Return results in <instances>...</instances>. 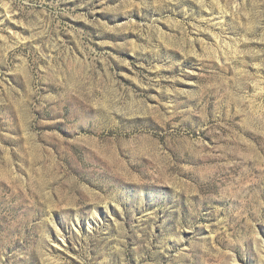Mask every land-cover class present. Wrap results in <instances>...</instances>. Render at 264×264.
Masks as SVG:
<instances>
[{
    "label": "rangeland",
    "instance_id": "obj_1",
    "mask_svg": "<svg viewBox=\"0 0 264 264\" xmlns=\"http://www.w3.org/2000/svg\"><path fill=\"white\" fill-rule=\"evenodd\" d=\"M0 264H264V0H0Z\"/></svg>",
    "mask_w": 264,
    "mask_h": 264
}]
</instances>
